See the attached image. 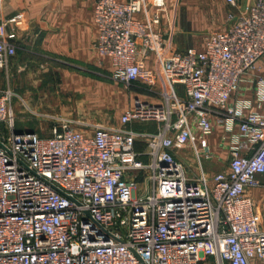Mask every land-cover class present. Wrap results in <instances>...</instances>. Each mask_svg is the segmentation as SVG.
<instances>
[{
  "label": "built area",
  "instance_id": "built-area-1",
  "mask_svg": "<svg viewBox=\"0 0 264 264\" xmlns=\"http://www.w3.org/2000/svg\"><path fill=\"white\" fill-rule=\"evenodd\" d=\"M165 5L96 1L95 48L112 78L133 87L150 73L161 98L136 97L121 124L56 116L48 135L19 129L18 94L0 88V264H264V216L248 193L264 174V0L232 11L203 48L180 50L156 28ZM23 20L0 21V70L18 51L8 27ZM148 54L160 90L143 65ZM243 80L253 97L232 102ZM216 123L231 133L230 159L210 176ZM188 146L197 172L176 155Z\"/></svg>",
  "mask_w": 264,
  "mask_h": 264
},
{
  "label": "crops",
  "instance_id": "crops-1",
  "mask_svg": "<svg viewBox=\"0 0 264 264\" xmlns=\"http://www.w3.org/2000/svg\"><path fill=\"white\" fill-rule=\"evenodd\" d=\"M96 1L4 0L3 5L0 7V21L16 13H22L24 20L19 25L13 24L8 27L9 34L18 44V51L12 57L8 68L0 70V82L5 83L0 88L11 85L9 82L10 67L14 75L26 68L31 69L34 65L33 61L39 55L54 59L56 61L55 69L64 73L66 81L67 79L76 78L68 69L72 66L96 68L97 73L103 75L106 69L105 65L111 64V60L107 56H101L95 48L98 37V27L95 20ZM255 1L238 0V4L233 10L239 14L245 10L246 6L253 4ZM226 5L230 6L227 0H166V5L161 10V23L157 24L156 28L165 35L170 43L175 35L174 24L176 23L180 26L208 27L217 26L216 21H219L224 25L217 30L225 29L228 23V15L226 16L222 11H224ZM156 10L155 6H150L151 14H154ZM181 11H189L191 14L198 12L200 17L192 18L188 16L185 18L183 14L181 17L179 15V18L177 14ZM218 12L220 13L218 14ZM204 44L205 37L201 48L204 47ZM143 65L146 70H151V73L154 74L155 86L160 90L163 87V79L157 69L155 56L148 54L143 60ZM111 70L112 68H109V72ZM14 79L16 80V78ZM76 82L74 85L73 83L70 85L72 87L81 86L79 81ZM85 84V87L89 88L91 94H94L97 98L98 101L95 106H98L103 99V84L99 83L97 78L88 77ZM150 87L151 82L148 79L141 78L132 88L133 101L136 97H141L147 101L160 102V96L152 92ZM241 97H253L248 80H243L242 90L233 94L232 102ZM113 124H121V116ZM128 126L138 130H155L157 128V124L154 122H134L128 124ZM31 128L37 129L32 126ZM230 141L231 133L223 125L216 123L214 131L208 136L209 149L214 152L215 157L204 160V166L210 176L227 167L230 157ZM141 147L142 144L138 143V148ZM176 155L191 172L198 171L197 161L190 146L177 150ZM144 159H148V157L144 156ZM259 178L262 184L249 188L248 193L254 198L259 213L264 216V174L260 175Z\"/></svg>",
  "mask_w": 264,
  "mask_h": 264
},
{
  "label": "rangeland",
  "instance_id": "rangeland-1",
  "mask_svg": "<svg viewBox=\"0 0 264 264\" xmlns=\"http://www.w3.org/2000/svg\"><path fill=\"white\" fill-rule=\"evenodd\" d=\"M232 11H234L233 8L226 5L222 12L226 16L228 15L229 19V14ZM183 14L185 18L188 16L200 17L198 12L191 14L189 11L178 12L177 16L181 17ZM216 23H218L217 26L208 27L180 26L176 23L174 24L175 35L170 44L178 50L190 46L201 48L204 37L206 38L210 32L216 31L224 25L219 21ZM55 62L54 59L39 55L33 61L34 65L32 64L31 69L26 68L14 75L10 67V87L18 94L14 99V108L16 123L19 125L18 127H21L20 129H32V126L37 128L40 133L48 135L55 124L56 116L112 124L117 122L121 114L133 103V87H128L112 78L111 72H109V68H112L111 64L105 65L106 69L103 75L97 73L96 68L68 67L74 75L73 77L76 78L72 77V80L67 79L66 81L64 73L55 69ZM142 76L144 79H150L151 74L143 72ZM87 77L97 78L99 83L103 84V99L98 106H95L97 98L91 94L89 88L85 87ZM76 81H79L81 86L72 87L70 84L74 85L77 83ZM4 84L0 82V86H4ZM177 88L179 91L182 90L180 84H177ZM206 264L212 263L208 261Z\"/></svg>",
  "mask_w": 264,
  "mask_h": 264
},
{
  "label": "trees",
  "instance_id": "trees-1",
  "mask_svg": "<svg viewBox=\"0 0 264 264\" xmlns=\"http://www.w3.org/2000/svg\"><path fill=\"white\" fill-rule=\"evenodd\" d=\"M19 128V127H18ZM20 129V128H19Z\"/></svg>",
  "mask_w": 264,
  "mask_h": 264
}]
</instances>
